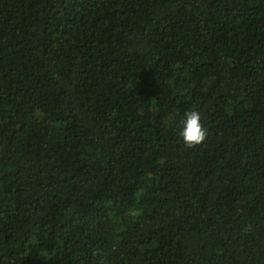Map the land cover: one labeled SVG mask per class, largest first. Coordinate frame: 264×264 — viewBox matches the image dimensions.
<instances>
[{
    "label": "trees",
    "instance_id": "obj_1",
    "mask_svg": "<svg viewBox=\"0 0 264 264\" xmlns=\"http://www.w3.org/2000/svg\"><path fill=\"white\" fill-rule=\"evenodd\" d=\"M0 264H264V0H0Z\"/></svg>",
    "mask_w": 264,
    "mask_h": 264
},
{
    "label": "clouds",
    "instance_id": "obj_2",
    "mask_svg": "<svg viewBox=\"0 0 264 264\" xmlns=\"http://www.w3.org/2000/svg\"><path fill=\"white\" fill-rule=\"evenodd\" d=\"M180 121L179 136L188 148H194L202 144L208 135V129L202 124L201 113L198 110L190 109L185 111Z\"/></svg>",
    "mask_w": 264,
    "mask_h": 264
}]
</instances>
